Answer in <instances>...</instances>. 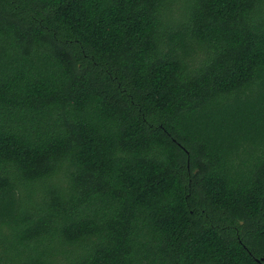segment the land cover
Wrapping results in <instances>:
<instances>
[{
    "label": "trees",
    "instance_id": "16d2710c",
    "mask_svg": "<svg viewBox=\"0 0 264 264\" xmlns=\"http://www.w3.org/2000/svg\"><path fill=\"white\" fill-rule=\"evenodd\" d=\"M0 264H264V0H0Z\"/></svg>",
    "mask_w": 264,
    "mask_h": 264
}]
</instances>
